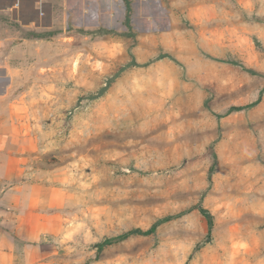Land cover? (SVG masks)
I'll use <instances>...</instances> for the list:
<instances>
[{
  "label": "rangeland",
  "instance_id": "rangeland-1",
  "mask_svg": "<svg viewBox=\"0 0 264 264\" xmlns=\"http://www.w3.org/2000/svg\"><path fill=\"white\" fill-rule=\"evenodd\" d=\"M167 15L36 45L31 161L65 194L74 264H264V0Z\"/></svg>",
  "mask_w": 264,
  "mask_h": 264
},
{
  "label": "crops",
  "instance_id": "crops-1",
  "mask_svg": "<svg viewBox=\"0 0 264 264\" xmlns=\"http://www.w3.org/2000/svg\"><path fill=\"white\" fill-rule=\"evenodd\" d=\"M185 0H0V264H74L66 197L32 163L38 137L21 91L36 45L68 32L164 25ZM126 6L130 9L126 26ZM131 22V23H130ZM27 68V67H26Z\"/></svg>",
  "mask_w": 264,
  "mask_h": 264
},
{
  "label": "trees",
  "instance_id": "trees-1",
  "mask_svg": "<svg viewBox=\"0 0 264 264\" xmlns=\"http://www.w3.org/2000/svg\"><path fill=\"white\" fill-rule=\"evenodd\" d=\"M126 9H127V14H126V26L129 28V21H130V18H129V14H130V9H129V7L128 6H126ZM102 33H104V34H108L109 32H106V31H101ZM253 105H255V104H253ZM252 105V106H253ZM251 106V105H250ZM250 106H248V108H250ZM240 110H242V108H232V109H230V112H232V111H236V112H238V111H240ZM201 211V213H202V215L206 218V220H207V224L210 226V218H209V216L207 215V213H206V211H204V210H200ZM169 218H167V219H165V220H163V221H166V220H168ZM163 221H160V222H163ZM159 222V223H160ZM156 226L157 225H154L153 227H151L149 230H147V231H140V230H134V231H131V232H129L128 234H126L124 237H129L130 235H140V236H150V235H152L154 232H155V229H156ZM112 242L110 241V240H107V241H105L104 242V244H103V246L104 245H109V244H111ZM102 245H98L97 247L99 248V249H101L102 247H103Z\"/></svg>",
  "mask_w": 264,
  "mask_h": 264
}]
</instances>
